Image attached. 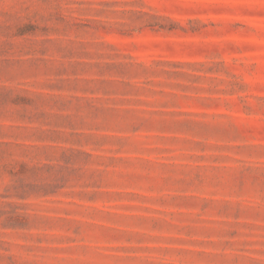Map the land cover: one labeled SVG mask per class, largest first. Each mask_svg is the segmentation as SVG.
<instances>
[{"label":"rangeland","instance_id":"rangeland-1","mask_svg":"<svg viewBox=\"0 0 264 264\" xmlns=\"http://www.w3.org/2000/svg\"><path fill=\"white\" fill-rule=\"evenodd\" d=\"M0 264H264V0H0Z\"/></svg>","mask_w":264,"mask_h":264}]
</instances>
